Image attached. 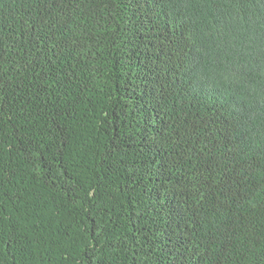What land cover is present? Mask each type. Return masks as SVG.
Here are the masks:
<instances>
[{"label": "trees", "instance_id": "16d2710c", "mask_svg": "<svg viewBox=\"0 0 264 264\" xmlns=\"http://www.w3.org/2000/svg\"><path fill=\"white\" fill-rule=\"evenodd\" d=\"M0 264H264V0H0Z\"/></svg>", "mask_w": 264, "mask_h": 264}]
</instances>
